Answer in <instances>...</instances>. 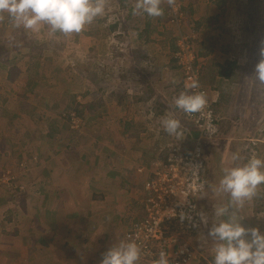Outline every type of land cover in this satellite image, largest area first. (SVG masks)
<instances>
[{
    "label": "rangeland",
    "instance_id": "rangeland-1",
    "mask_svg": "<svg viewBox=\"0 0 264 264\" xmlns=\"http://www.w3.org/2000/svg\"><path fill=\"white\" fill-rule=\"evenodd\" d=\"M135 1L130 0L131 4L125 7L121 0H105L106 15L97 18L80 34L71 36L51 34L46 26L39 32H26L23 28H14L6 14L0 18V48L4 49L0 55V264H66L71 261L66 258L71 257L68 247L51 243L47 235L59 238V231L52 233L59 224L46 218L49 216L46 210H51L47 204L55 197L59 200L61 178L71 173L74 176L73 173L78 172L70 182L84 187L83 198L86 195L80 206L74 208L78 207L83 216L89 214L90 227L101 223L95 220L98 214L104 221L97 233L101 240L94 252L97 257L102 253L103 243L107 247L119 238L118 221L122 230L131 223L132 219L122 216L123 209H118L117 205L119 200L124 205L123 197L137 201L140 196V187L130 191L125 187L133 173H127L124 178L119 173L111 185L112 191L95 189V196L102 195L104 200L94 199L95 204L91 202L89 207L87 195L90 193L86 189L91 178L89 173L104 180L105 175L99 172L97 165L102 164L103 159H97L96 163L88 158L81 163H67L63 155L79 153L80 159L82 155L100 150L101 156L110 157L109 166L113 170L120 167V161L127 166L141 162L149 166L172 144L183 139L189 145L190 141L195 142L191 126L184 123L180 110L174 105V109L168 106L156 120L153 116L149 118V111L141 109L142 116L148 117L146 123L126 126L119 122L124 111L121 112L116 103L128 95L125 89L134 96L132 90L139 88L134 74L140 63L132 54L136 44L131 26L142 23L144 16L133 15L129 9L135 7ZM217 1L175 0L170 7L167 0H162L161 5L169 8L155 27H159L156 33H161L157 37L169 46L170 41L179 36L195 35L199 72L201 60L205 59L206 64L223 63L231 73L232 82L238 86L244 84L243 89L250 90L243 94L244 99L240 98L242 101L236 108L234 102L230 106L223 103L221 110L233 112L229 115V124L225 123L228 120L217 117L219 138L204 145L210 187L201 201V210L207 217L208 228L205 249L195 248V264H212L214 241L208 236V230L216 219V208L228 204V197L214 194L211 186L218 183L224 168L240 165L252 155L264 159V85L253 76L264 29L254 23L252 15L248 17L246 0H223L219 4ZM261 1L264 5V0ZM115 25L118 28L113 27ZM126 65L133 67L132 73ZM178 72L182 76L181 71ZM120 74L127 77L122 78ZM112 91L118 96H109ZM131 103L133 107L140 105L134 98ZM75 110L82 113L84 120ZM244 111L245 117H242ZM132 114L129 108L125 117L130 118ZM166 117L180 121V137L168 136L163 131L161 121ZM234 154L243 159L233 160ZM68 165H71L69 171ZM135 181L140 185L135 179L133 183ZM119 187L125 189L126 196L114 193ZM113 201L118 202L115 205ZM128 204L125 201L126 209ZM138 210L133 207L128 215L137 218ZM58 212L59 206L55 205L51 213ZM231 213L242 217L250 228H259L264 233V185L242 208H230L228 218ZM66 239L73 240L72 237ZM58 241L62 243L63 238Z\"/></svg>",
    "mask_w": 264,
    "mask_h": 264
},
{
    "label": "crops",
    "instance_id": "crops-1",
    "mask_svg": "<svg viewBox=\"0 0 264 264\" xmlns=\"http://www.w3.org/2000/svg\"><path fill=\"white\" fill-rule=\"evenodd\" d=\"M129 2H130V0H128V3ZM129 4H131V2ZM123 6L126 7L129 5H127V3L125 1H123ZM130 6H132V5H130ZM161 7H162V5H161ZM167 7L168 6L166 5V7H165L166 10H167ZM133 8L134 7L132 6V8H129V9L132 11ZM137 15H139V14H137ZM163 15H164V12H163ZM143 16H144V20L142 21V23H137V24L131 26V29L134 31L133 40L136 44L135 51H133L132 54H134V57H136L140 63L137 71L134 74L137 77L139 88L132 90L134 96H132V94H130L131 91L129 92V89H125V93H127L128 95L127 96L124 95L123 97H121L122 99L118 103H116V105H118V109L121 112H123V111L125 112V113L123 112V116L120 118L119 122L122 123L123 125H126V126L136 124L137 122L138 123H140V122L146 123L148 117L142 116L143 115L142 110H144V109L149 111L150 114L147 112L149 115V118H150V116H153L154 120L159 119V117L161 115H163V113L168 109L167 108L168 106H170L171 109H174V108H172L175 106L174 105V98L178 97L179 94L181 92H183L181 89L180 73L178 72V69L176 68V66H174V64L172 63V54H173L172 46L167 45L166 43L163 42L162 39H160V37H157L156 30H159V27L158 28H155V27L159 26L160 22H158V24L156 26H151V29H153L154 31L151 32L150 36L148 37L149 40L147 42H144L141 39H139L138 34L141 33L142 30H144V28L146 27V22H147L145 20V16H147V15L143 14ZM153 18L158 20L160 18L162 19V16L161 17H153ZM127 19H129V18L127 17ZM113 27L118 28V25H115ZM144 46H145V48H144ZM148 47H150V48H148ZM159 47H162V48L160 49ZM147 49H150V50H147ZM125 58H128V56L126 55ZM198 62H199V59L197 61V64H198ZM200 64H202L201 72H199L200 81H201V84L203 85V87L208 92V99L212 103V107L214 108L216 116L218 118H222V120H224V119L228 120V122H225V123L229 124V118L231 117L229 115L233 114V112L228 113V111H226V110L225 111L221 110L223 103H225V104L229 103L228 106H230L231 103L234 102V108H236L235 106H237L238 102H240L241 99L242 100L244 99V97L241 98L243 96V94L249 93L250 90L249 89L248 90L243 89L244 84H242V86L241 85L238 86L237 84L232 82L231 73L229 74V72L226 71L227 65H224L223 63L220 64L217 62H215V63L209 62L206 64L205 59H204V61L201 60ZM126 67H127V65H126ZM132 68L133 67H129V68L127 67L128 71H130V69H132ZM214 68L216 69L215 71H214ZM125 72H126L125 74L128 75V72L127 71H125ZM223 73H225V74L228 73V76L223 75ZM120 76L122 78L127 77V76H124L123 74H120ZM125 83L128 84L127 81ZM237 83H238V81H237ZM226 88H228V89H226ZM120 92L124 94L123 89H120ZM111 95L118 96L116 93L113 94V91L111 93H109V96H111ZM133 98L135 99V103L140 104V105H134L136 107H133V105L131 106V104H132L131 101ZM247 106H248V104H247ZM129 108L132 109V113L134 114V115L132 114L130 118L125 117L127 115V110ZM228 108L229 107H227V110H228ZM241 115L243 117L245 115V111L243 113H241ZM107 119H108V117H107ZM243 120H244V118H243ZM209 144H212V143H209ZM205 151H204V159H205L206 166H207ZM68 156H70V157L76 156L77 158H79V153H75V154L69 153ZM84 156L87 157L88 159H91L93 161V163H96L97 159H103V163L97 164V165L100 168L99 172L103 173L105 175V178L103 180V179L97 178L95 173L94 174L89 173L91 178L89 179L88 183L86 184L87 192L90 193L89 195H87V197L90 198L89 199L90 203L87 202V206H89V207L92 205L91 202L95 201L94 198H92V196H95V194H94L95 189L102 188L104 191L105 190L112 191L113 188L111 185H113V183L115 182L114 180H115V178H117L119 176V173L121 174V176H123V178L125 177V175L127 173H133V175H132L133 177L129 175V177L125 183V187L128 188L129 191L131 189L132 190L135 189L136 187H140V189H141L140 195H141L142 190H143V182L146 178V175L151 174L152 171L154 170V167L152 166V164L155 162V160L152 161L149 164V166H143L142 162L137 163L135 166L129 165V166H131L129 169H127L129 166H127L124 161H120L119 162L120 167H116L112 170V167L109 166L110 157L108 156V154L106 156H101V151L99 150V152H97V151L91 152L90 155H87V154L82 155L80 158H82ZM160 157H161V159H163V153H162V156H160ZM75 162H76V160L72 159L71 163H75ZM111 163L113 164L112 161H111ZM70 166L71 165L67 166L68 171L71 170L70 168H68ZM126 166H127V168H126ZM146 167L148 169L150 167L149 171H147ZM139 168L143 170V172L141 174H138V172H137V170ZM125 169H127V171H125ZM112 171H113V173H112ZM65 172H66V170H65ZM99 172H98V174H99ZM62 175H64V174H62ZM75 176L76 175H74V176L70 175L67 177L63 176V178H61V182H60L61 187H59V200H58V197H55L54 201H52L51 204H47L51 208V210L50 211L46 210V214L49 215L46 218H49V220H52L53 224L54 223L59 224V228H57L56 231L52 230V233H54V232L58 233V231H59V238L56 237L54 234L47 235V236H49L51 238L52 244L58 243V244H61L62 247L63 246L68 247L69 252L71 253V257H66V258L70 259L71 261H66V264H70V262H71V264H100V261H101L100 258L102 257V254L108 248H110V246H112L114 244V242L109 243L110 246L107 245V247H106V244L103 243V245H101V252L102 253L99 255V257H97L98 255H96V253H94L96 248L100 245L99 243L101 242V241L97 240V238H98L97 233L101 229V225L104 226V221L101 220L102 217L98 214V216H96L95 220L97 222H101V223L96 224L93 227H90L89 225H90L92 219L90 218L89 214L87 213V215L83 216L81 214V210H79L78 207H76V209L74 208V206H80L81 202L84 201V198L86 197V195H85L83 198V192L82 191L85 189L84 187H81V185H78V183L75 181L70 182L71 180H73L75 178ZM133 178L135 180H138L140 185H136V181H135V183H133V181H134ZM63 181L65 183H63ZM119 189H120L119 193L125 195V189L122 190L121 187H119ZM92 192L94 195L91 194ZM125 198L123 197L124 205H125V201H126ZM42 200L44 201V200H46V198H43ZM117 202L118 201L114 202L115 205L117 204ZM132 202H135L134 199ZM94 204H95V202H94ZM55 205L59 206V212H58L59 214L51 213V211L53 210V207L55 208ZM124 205H122V201L119 200V203L117 205L119 207L118 209H123L122 212H124V213L122 216L127 217V215L129 214V209H128V207L126 209V207H124ZM40 212H42V211H40ZM44 212L45 211H43V213ZM37 213L38 212H35V214H37ZM105 216H107V215H105ZM122 216H120V217H122ZM69 220H72V222H70ZM85 222H88V223L85 224ZM46 226H48V225H46ZM118 227H119L118 231L120 233H119V238L116 240L115 243L119 242L120 240H123V237L121 238V236H122L124 229L122 230V226L119 223V221H118ZM27 230H29V229H27ZM69 237L70 238L72 237L73 240L72 241H69L67 239L65 240V238H69ZM61 238H63V241H62V243H59L58 239H61ZM105 238H106V235H105ZM105 238H103V239H105ZM70 244H72V245H70ZM97 261H98V263H97ZM62 262H65V260L62 259Z\"/></svg>",
    "mask_w": 264,
    "mask_h": 264
},
{
    "label": "clouds",
    "instance_id": "clouds-1",
    "mask_svg": "<svg viewBox=\"0 0 264 264\" xmlns=\"http://www.w3.org/2000/svg\"><path fill=\"white\" fill-rule=\"evenodd\" d=\"M162 0H136L133 15L146 14L149 17L163 15ZM174 5L175 0H167ZM11 20L14 28H23L26 32H39L47 27L51 34L65 36L80 34L97 18L106 15L105 0H0V18L4 15ZM259 61L255 64L253 76L264 85V41L258 48ZM195 89L198 82L193 80L186 85ZM208 100L203 92L188 94L181 92L174 98L176 109L186 115L203 114ZM163 131L168 136L182 135L181 123L172 117L161 121ZM233 160L242 157L233 155ZM264 185V159L252 155L246 162L224 168L218 183L211 186L216 195H226L228 204L215 210V220L208 230V236L214 241L212 264H264V233L259 228H245L241 223L228 216L232 207L242 208L257 195V190ZM181 222L188 219L185 213L179 214ZM201 223L207 225V217L201 215ZM141 249L131 240L114 243L103 254L100 264H140ZM153 264H169V256L164 251L159 253Z\"/></svg>",
    "mask_w": 264,
    "mask_h": 264
},
{
    "label": "built area",
    "instance_id": "built-area-1",
    "mask_svg": "<svg viewBox=\"0 0 264 264\" xmlns=\"http://www.w3.org/2000/svg\"><path fill=\"white\" fill-rule=\"evenodd\" d=\"M195 39L193 34L177 37L173 61L182 73V91L203 92L208 100V92L200 81ZM193 80L198 82V87L187 88ZM180 114L184 123L191 126L196 140L190 141V145L185 139L176 142L166 149L163 159L155 160L154 170L145 174L143 182L142 215L131 221L123 232V240L139 245L140 264H153L161 251L168 254L169 264H195V248L205 249L208 227L201 223L200 217L205 214L199 201L208 189L209 176L203 149L206 143L218 139V119L209 100L203 114L186 115L182 111ZM137 172L141 174L143 170ZM181 212L188 217L183 222L179 218Z\"/></svg>",
    "mask_w": 264,
    "mask_h": 264
},
{
    "label": "trees",
    "instance_id": "trees-1",
    "mask_svg": "<svg viewBox=\"0 0 264 264\" xmlns=\"http://www.w3.org/2000/svg\"><path fill=\"white\" fill-rule=\"evenodd\" d=\"M123 1H125V2H127V5H129V3H128V0H122L121 2H123ZM207 2H209V3H215V0H207ZM246 2L248 3V6H249V11H247V12H249L248 13V17H251V15H252V19H254V23L257 25V26H259V28H263L264 29V5H263V2L261 1V0H246ZM219 3H223V0H218L217 1V4H219ZM162 8H163V10H164V12H165V10H166V8H164L163 6H162ZM167 10H168V7H167ZM251 12V13H250ZM163 18V17H162ZM148 19V20H147ZM145 20L147 21L146 22V27L144 28V30H142V32L141 33H139L138 34V36H139V39H141L142 41H144V42H147L148 40H149V36H150V34H151V32L152 31H154L153 29H151V26H156L157 24H158V20L157 19H155V18H153V17H148V16H145ZM152 20V21H151ZM151 21V22H150ZM197 28H198V25H197ZM157 35H161V33H157ZM138 38V37H137ZM176 40H177V38H175V39H172L171 41H170V46H172V48H173V54H174V51H175V45H176ZM258 41H259V39H258ZM257 41V42H258ZM259 46V45H258ZM2 51H4V49L1 47L0 48V55H1V53H2ZM197 52V51H196ZM198 53V52H197ZM173 54H172V63L174 64V61H173ZM175 66V65H174ZM229 72V71H228ZM223 75H227L228 76V73H223ZM252 75V74H251ZM76 111V113H77V115L80 117V119H82V120H84V117L82 116V113L80 112V111H78V110H75ZM54 132H57L56 130H54ZM53 132V133H54ZM65 160L64 161H66V162H71L72 161V159H74V160H76V162H80L81 163V161H83V160H85L87 157H82V158H77L76 156H74V157H70V156H66V155H63L62 156ZM79 159V160H78ZM66 173V172H65ZM78 173V172H77ZM77 173H73V175H76ZM71 176H72V173L70 174ZM63 176V175H62ZM209 187H210V177H208V191H209ZM119 192H120V189L119 190H114V193H117V194H119ZM206 193H207V190H206ZM206 193L204 194V196L203 197H205L206 196ZM139 194H137L136 196H138ZM135 196V195H134ZM145 197V195L142 193L139 197H138V199H137V201H135V202H132V201H130L127 197L125 198V200L127 201V203H129L128 204V209H129V214L130 213H132L131 212V210H132V208L134 207V209H136V210H138V212L136 213L137 214V217H141V215H142V212H143V206H144V198ZM92 198H94V199H99V200H104V198L102 197V195H98V196H92ZM134 198V197H133ZM204 199V198H203ZM203 199H201L200 201H199V207L201 208V201L203 200ZM115 201H113V203H114ZM119 203V202H118ZM127 217H129V218H131L132 219V221H134L136 218L134 217V216H131V215H128ZM227 217V216H226ZM228 218V217H227ZM97 240L98 241H101L100 240V238H97Z\"/></svg>",
    "mask_w": 264,
    "mask_h": 264
},
{
    "label": "water",
    "instance_id": "water-1",
    "mask_svg": "<svg viewBox=\"0 0 264 264\" xmlns=\"http://www.w3.org/2000/svg\"><path fill=\"white\" fill-rule=\"evenodd\" d=\"M230 217L236 220L237 222L241 223L245 228H250L249 225L242 219V217H240L236 213H231Z\"/></svg>",
    "mask_w": 264,
    "mask_h": 264
}]
</instances>
